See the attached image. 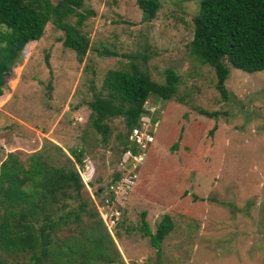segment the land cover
Segmentation results:
<instances>
[{
  "label": "rangeland",
  "instance_id": "obj_1",
  "mask_svg": "<svg viewBox=\"0 0 264 264\" xmlns=\"http://www.w3.org/2000/svg\"><path fill=\"white\" fill-rule=\"evenodd\" d=\"M158 2L148 18L137 0H83L81 60L51 21L25 43L0 95V163L12 152L25 166L38 154L66 168L81 150L74 167L112 236L110 264H264V69L228 64L222 95L213 68L188 50L199 0ZM131 68L163 84L172 71L175 91L148 95L129 131L123 116L105 119L103 139L88 103L106 95L107 70ZM141 211L152 232L165 215L171 221L157 249L140 229ZM12 264H29L27 255Z\"/></svg>",
  "mask_w": 264,
  "mask_h": 264
},
{
  "label": "trees",
  "instance_id": "obj_2",
  "mask_svg": "<svg viewBox=\"0 0 264 264\" xmlns=\"http://www.w3.org/2000/svg\"><path fill=\"white\" fill-rule=\"evenodd\" d=\"M82 3L0 0V95L23 46L37 40L48 21L63 31L62 45L74 50L77 60H81L89 43L80 30L85 15L76 11ZM137 4L148 18L154 17L159 7L158 0H137ZM72 15L76 19L70 22ZM188 50L198 62L213 68L215 86L225 96L228 64L245 72L264 69V0H199ZM166 72L163 84L135 68L106 71L102 83L106 95L95 93L88 103L91 124L103 139L107 132L105 119L123 116L129 131L141 118L148 95L162 99L172 96L176 76L170 70ZM54 146L69 159L59 146ZM131 150L136 152L134 146ZM39 156H30L25 166L8 152L0 163V264H12L14 257L26 255L29 264H110L112 236L82 196L83 185L74 167V163H82L81 150L72 151L73 160L66 168L49 164ZM144 215L141 211L140 229L157 249L172 229L171 221L165 215L152 232ZM71 226L75 230L67 231ZM63 230L67 231L65 236ZM113 251L119 255L115 248Z\"/></svg>",
  "mask_w": 264,
  "mask_h": 264
},
{
  "label": "built area",
  "instance_id": "obj_3",
  "mask_svg": "<svg viewBox=\"0 0 264 264\" xmlns=\"http://www.w3.org/2000/svg\"><path fill=\"white\" fill-rule=\"evenodd\" d=\"M25 51L27 52V49H25L24 50V52L21 54V56L23 57V55H24V58H25ZM135 130V129H134ZM126 181H129V182H131L130 180H129V177L127 178V180ZM118 199V198H117ZM106 213V215H109L110 217L111 216H114L113 214H117L118 213V211L117 210H115V209H111V208H109V211H107V212H105ZM111 220L113 221V219L112 218H110L109 219V221L111 222ZM108 221V219H106V217H105V222H107ZM108 221V222H109ZM114 222V221H113Z\"/></svg>",
  "mask_w": 264,
  "mask_h": 264
},
{
  "label": "clouds",
  "instance_id": "obj_4",
  "mask_svg": "<svg viewBox=\"0 0 264 264\" xmlns=\"http://www.w3.org/2000/svg\"><path fill=\"white\" fill-rule=\"evenodd\" d=\"M26 57V56H25ZM20 59L22 58L23 59V57L21 56V57H19ZM25 59V58H24ZM17 62V61H16ZM15 62V63H16ZM15 63L13 64V66L15 65ZM12 72H13V67H12ZM12 76V75H11Z\"/></svg>",
  "mask_w": 264,
  "mask_h": 264
},
{
  "label": "water",
  "instance_id": "obj_5",
  "mask_svg": "<svg viewBox=\"0 0 264 264\" xmlns=\"http://www.w3.org/2000/svg\"><path fill=\"white\" fill-rule=\"evenodd\" d=\"M66 114V113H65ZM67 115V114H66ZM67 118V116H65Z\"/></svg>",
  "mask_w": 264,
  "mask_h": 264
}]
</instances>
